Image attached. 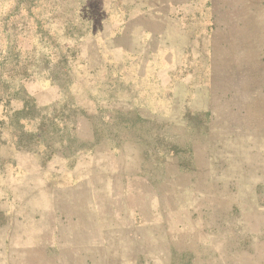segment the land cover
I'll return each mask as SVG.
<instances>
[{
	"label": "rangeland",
	"instance_id": "obj_1",
	"mask_svg": "<svg viewBox=\"0 0 264 264\" xmlns=\"http://www.w3.org/2000/svg\"><path fill=\"white\" fill-rule=\"evenodd\" d=\"M109 146L141 169L144 147L183 154L228 185L214 225L264 228V0H0L9 192L107 188ZM244 251L264 264V237Z\"/></svg>",
	"mask_w": 264,
	"mask_h": 264
},
{
	"label": "crops",
	"instance_id": "obj_2",
	"mask_svg": "<svg viewBox=\"0 0 264 264\" xmlns=\"http://www.w3.org/2000/svg\"><path fill=\"white\" fill-rule=\"evenodd\" d=\"M109 148L124 163L98 164L107 188H84L83 179L91 193L75 199L57 184L43 196H21L0 177V264H260L244 250L255 249L264 228L212 223L227 184L213 183L183 154L144 147L155 161L141 169ZM133 196L142 199L133 205Z\"/></svg>",
	"mask_w": 264,
	"mask_h": 264
}]
</instances>
